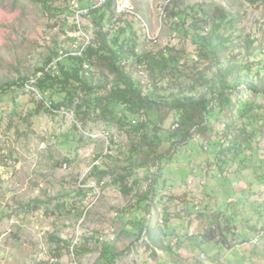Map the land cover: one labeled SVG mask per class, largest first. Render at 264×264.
<instances>
[{
	"label": "rangeland",
	"instance_id": "obj_1",
	"mask_svg": "<svg viewBox=\"0 0 264 264\" xmlns=\"http://www.w3.org/2000/svg\"><path fill=\"white\" fill-rule=\"evenodd\" d=\"M42 1L66 9L57 13ZM129 1L149 26L144 32L135 15H127L137 31L140 52L176 46L191 60L196 57L197 43L186 31L191 27L193 8L204 16L222 8L232 25L227 30L231 40L218 51L219 56L234 55L237 63L252 68L264 64V0ZM90 5L91 0H0V86L16 81L33 90L37 69L49 58L71 50L73 13ZM173 11L180 14L175 16ZM181 19L185 20L183 27H179ZM82 22L94 37L90 20L83 16ZM206 62L208 66L199 65L207 68V76L215 74L219 64L210 58ZM189 65L188 71L194 73L196 69ZM139 76L147 81L145 73ZM88 77L95 82L105 78L96 67ZM250 78L258 79L256 69ZM34 92H18L26 100L18 109L9 101L11 96L0 104V264H53V237L58 235L74 243L80 239L89 250L76 255L71 247L56 264H103L99 257L107 240L99 238L113 234L124 240L127 231L134 235L129 227L139 218L127 206L142 198L151 184L155 192L152 210L147 215L142 202L137 212L151 216L146 228L153 235L144 231L139 238L135 236L136 242L121 241L125 246L121 257L132 252L131 246L136 249L160 241L169 248L161 254L165 264H264V233H257L264 230V162L259 160L264 156V137L254 157L229 163L230 170L224 171L216 165L208 167L214 161V147L205 151L201 137L195 135L184 142L177 136V144L166 139L158 149L171 157L161 161V169L152 166L147 177L138 171L139 185L130 194L106 176L96 197L89 187L96 177L94 165L119 168L131 144L129 138L102 121H90L82 128L71 111L40 108L42 95ZM175 122L174 112H162L160 125L165 133L172 131ZM107 131L108 139L101 135ZM176 192L187 194L182 197ZM228 222L237 230L226 232L229 242L237 243L233 248L206 237L214 227L213 235H220L216 224L223 227ZM135 254L118 264H144ZM151 254L158 255L156 250Z\"/></svg>",
	"mask_w": 264,
	"mask_h": 264
},
{
	"label": "trees",
	"instance_id": "obj_2",
	"mask_svg": "<svg viewBox=\"0 0 264 264\" xmlns=\"http://www.w3.org/2000/svg\"><path fill=\"white\" fill-rule=\"evenodd\" d=\"M250 1L255 3L256 0ZM41 3L57 13L66 9L45 1ZM193 9L191 27L186 31V35L197 43L196 57L191 60L184 49L176 46L140 52L133 21L127 14L118 15L115 0H108L104 6L90 9L85 14L95 36L82 54L66 52L56 59L49 58L37 69L35 81L31 84L42 95L40 108L52 112L71 111L82 128L90 121H102L115 126L129 138L131 144L124 152V164L119 168L94 165L93 173L94 178L113 177L124 194H130L138 187V171L143 170L146 176L152 166L161 169V161L171 157L158 149L166 139L177 144L174 140L177 136L184 142L195 135L201 137L199 142L205 146V151H212L214 147V161L209 162L208 167L216 165L223 171L230 170L229 163L244 162L259 152L258 145L264 137V64L252 68L237 63L234 55L232 58L220 57L218 51L225 49L231 40L227 30L232 20L222 8L206 16ZM172 13L175 16L180 14L178 11ZM184 21L181 19L179 27L184 26ZM208 58L219 64L211 76L205 73L207 68L203 70L199 65L204 62L208 66ZM189 63L196 69L194 73L188 71ZM93 67L103 72L104 80L95 82L88 77ZM245 69L248 70L244 73ZM254 69L257 80L250 78ZM144 73L147 81L139 76ZM19 91L35 93L27 90L24 82H7L0 86V104L11 96L9 101L15 109L23 106L26 100L19 98ZM163 111L174 112L179 124L167 133L160 125ZM259 160L263 164L264 156ZM262 175L264 177V173ZM79 190L85 193L83 188ZM153 195L151 184L142 198L136 200L137 204H129L127 209L136 212L137 205L144 202L145 210L150 213L154 205ZM146 220L149 219L133 222L140 225L136 232L138 238L148 226ZM216 225L221 234L213 235L214 227L206 232V237L231 246L226 232L237 233V230L231 228L230 222L223 227L220 223ZM232 237L236 239L235 235ZM53 242V257L58 261L71 247L76 255L89 250L80 239L74 243L58 235L53 237ZM111 245L107 241L102 247L99 260H104L103 264H114L123 254L112 252L108 256Z\"/></svg>",
	"mask_w": 264,
	"mask_h": 264
},
{
	"label": "built area",
	"instance_id": "obj_3",
	"mask_svg": "<svg viewBox=\"0 0 264 264\" xmlns=\"http://www.w3.org/2000/svg\"><path fill=\"white\" fill-rule=\"evenodd\" d=\"M107 2H108V0H91V5L89 7L80 8L77 10L76 14L73 13L75 29L73 32V42L71 43V50L69 51V53L81 55L82 52L85 50V48H87V46L91 43V41L94 37L92 34L85 31L84 24L82 22L83 16H85V14H87L90 9L102 7L105 4H107ZM115 8H116V12L118 15H122V14H127V15L133 14V15H135L137 20L140 22V25L143 28V31L146 32L149 30V26H148L147 21L145 20V18H143V16L141 14L137 13L134 10V8H133V6H131V3L129 0H115ZM86 67H87V65H86ZM31 88L39 93V91L35 87L32 86ZM133 121L135 122L136 120H133ZM178 126H179V124L177 122H175L172 126V129H176ZM91 135H93V134H91ZM101 135L104 136L106 139H108L110 137V132L107 131L105 133H102ZM105 183H106L105 179H99V178L92 177L90 180L89 187L91 190L94 191L95 194H96V192H98V194H100V188ZM202 183H204V181H202ZM96 197H98L97 194H96ZM150 217L151 216H148V219H150ZM260 234H262V233H260ZM99 239L101 241L108 240V239L113 241V240H115V237L112 234V236L108 235V237L101 236ZM254 241L256 242L257 238H255ZM204 256H205L204 253H202V257H204ZM57 260H58L57 258H52L53 264H56Z\"/></svg>",
	"mask_w": 264,
	"mask_h": 264
},
{
	"label": "crops",
	"instance_id": "obj_4",
	"mask_svg": "<svg viewBox=\"0 0 264 264\" xmlns=\"http://www.w3.org/2000/svg\"><path fill=\"white\" fill-rule=\"evenodd\" d=\"M85 4V3H84ZM201 183H202V181H201ZM203 184V183H202ZM186 192H182V193H177L176 192V194L175 195H177V196H184V194H185ZM187 194V193H186ZM197 195H198V193H196ZM187 197V196H186ZM139 210V209H138ZM137 210V211H138ZM135 212V214L133 215L134 217H138L139 219L141 218V217H143V218H146V215H144V216H142V214H140L139 212ZM150 213H147V215H149ZM139 219H137V221L139 220ZM145 224H147V221H145ZM140 225H136V224H134L133 222H132V225L129 227V228H132V231H133V233H134V235H130L129 233H124L123 235H124V237H125V239L123 240L122 238L121 239H119V237H116L115 238V240H113V241H111V240H107V241H109V242H111V247H112V250H110L109 251V253H108V256H110V255H112V252H122L123 251V249H124V247H123V245H122V243H121V241H128L129 239L132 241H134V242H136L135 240H136V232L139 230V227ZM258 228V227H257ZM125 231L128 229V228H123ZM145 235H149V234H151V233H149V229H147V228H145ZM257 233L259 234V233H264V230L262 229V230H260V231H257ZM142 235H143V233H142ZM144 235V236H145ZM151 235H153V234H151ZM144 236L143 237H141V239H139L140 241L144 238ZM256 238V237H255ZM149 240V239H148ZM121 243V244H120ZM237 243H235V244H232L231 243V246H228V245H226V247H228V248H233V246H235ZM131 248H132V252L129 254V255H124L123 257H120V258H117L116 260H115V262H114V264H118V262H120V261H123V262H125L126 263V261H127V258H128V256H130V255H134L136 252H137V254H135V258H141V260L143 261V263L144 264H165V263H163V258H162V255L161 254H163L164 252H166L165 251V249H167V248H164L162 245H161V242L159 241V242H157V243H148V244H146V245H144L143 247H137L136 249H134L133 248V246H131ZM169 249V248H168ZM167 249V250H168ZM171 249V248H170ZM127 250L128 249H126L125 250V253H127ZM157 251V253H158V255L157 254H151L152 252H154V251ZM101 253V252H100ZM160 254V255H159ZM139 260V259H138ZM220 261V260H219ZM171 262H173V261H171ZM133 264H135V261H134V263Z\"/></svg>",
	"mask_w": 264,
	"mask_h": 264
}]
</instances>
